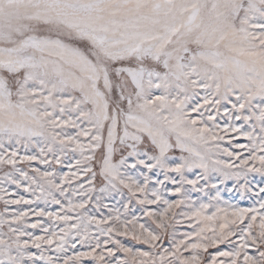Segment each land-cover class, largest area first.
<instances>
[{"label": "snow or ice", "instance_id": "snow-or-ice-1", "mask_svg": "<svg viewBox=\"0 0 264 264\" xmlns=\"http://www.w3.org/2000/svg\"><path fill=\"white\" fill-rule=\"evenodd\" d=\"M0 264H264V0H0Z\"/></svg>", "mask_w": 264, "mask_h": 264}]
</instances>
